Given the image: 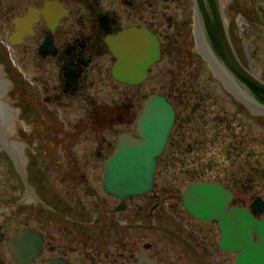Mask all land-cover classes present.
Masks as SVG:
<instances>
[{
	"label": "rangeland",
	"instance_id": "374dc122",
	"mask_svg": "<svg viewBox=\"0 0 264 264\" xmlns=\"http://www.w3.org/2000/svg\"><path fill=\"white\" fill-rule=\"evenodd\" d=\"M150 2L154 3L153 8L150 7ZM224 4V20L228 22L239 57L246 66L249 65L256 76L264 80V0H224ZM25 6L26 0H0V65L6 79L10 80L7 86L9 106L15 117L28 127L23 142L31 145L34 143V136L31 137L32 132L45 124L47 115L52 117L51 127L58 129L57 133H60L56 138L57 141H70L68 133H74L75 130L82 129L84 125H89L90 133L93 134L94 127H99L100 124L94 123L91 119L92 110L100 103L102 106H114L119 101H112L113 96L120 93L124 102L134 101L135 109L130 112V116L134 118L133 122L124 124L122 128L118 127L114 131L106 127L104 132L106 142L117 143L121 134L120 130L136 135V120L149 94L157 92L168 95L171 93L170 87L176 82L185 83L186 87L195 82L198 85L199 95L200 92L203 95L199 99L198 108L192 109L191 105L182 103L181 100L188 98L187 95L170 96L176 108L178 120L171 137V142L175 146L171 149L170 155L165 152L163 159L159 161L157 175L161 179L160 183L158 184L156 179L155 191L128 199L123 203L128 209L115 214L120 221L124 219L134 227L130 228L126 222L123 227L119 226L118 223H114L113 218L102 213L100 209H95L89 219L101 218L97 231L104 225L114 224L118 233L130 236L129 240L137 239L138 236L141 239L140 243H137L136 249L130 251L135 253V256L140 249H143L145 243H151L150 254L161 264H234L235 257L218 247L220 230L216 222H202L191 216L182 204L181 195L188 184L187 181L185 182L188 174L200 173L198 174L200 180L225 181L234 191L235 198L247 207H250L257 197L264 200V114L255 116L254 113L259 112L258 110H251L235 92H231V89L217 81L216 73L210 65L214 60L206 44H202L199 40L195 41V35L184 23L187 21L193 24L192 0H146L144 2V12L148 16L153 14L154 9H157L156 14L167 11L168 16H171L176 23L170 31V48L167 47L170 54L167 52L161 64L152 68L140 90L113 82L110 78V70L102 71L103 75L101 74L100 77L104 80V85L94 87L90 91V94L95 95L92 102L90 98L72 102L62 99L65 106L60 108L61 111L57 107V105L60 106L58 102L46 103L45 99L56 85L55 71L50 68L38 69L35 51L33 53L25 44L17 48L8 41L13 30L12 20L19 13L24 12ZM260 11L259 23L250 26V21L254 20V15ZM26 48L32 54L27 52ZM192 51L194 53L190 54ZM217 73L226 78L220 70ZM11 79H13L12 82ZM27 79L30 81L28 82ZM190 90L191 88H186L185 91L190 92ZM191 100L194 104L193 99ZM61 120L64 124H61ZM48 134L54 136L51 131ZM96 141V138L87 132L86 136L82 135L80 140L72 142L77 143L75 146L69 144L68 149L71 148L73 152L79 151L81 154L80 149L83 144L90 147L92 146L90 143ZM24 150V156L29 159L26 148ZM110 154L111 152L108 156ZM42 158L41 152H38L32 162L27 160L26 169L30 174H35L39 170L47 187L52 192L60 191L53 182L56 179L54 167H51L48 159L42 161ZM97 171L98 177L93 172L92 179L95 181L90 182V185L101 190L103 166L97 168ZM18 174L20 173L0 141V191L2 193L12 189L14 182L18 181L15 178ZM198 176L194 180L199 179ZM31 185L34 186L36 194L46 191L43 182H32ZM61 188V191L68 192L64 186ZM74 192L76 191L73 190ZM78 197H82V193L78 194ZM154 204L159 206L156 217H153L150 209ZM138 210L140 217L137 215ZM81 213L78 217H81ZM139 223H142L144 227L140 228ZM28 225L39 228L48 226L45 221L34 220L31 216H28ZM149 225H153V229H147L146 226ZM164 228L171 231L182 229V236L186 239L192 240V236L195 237L194 239H199L202 253L200 257L198 258L187 247L175 244L168 233L161 230ZM103 235L105 238L110 237L107 234ZM205 253L206 256H204Z\"/></svg>",
	"mask_w": 264,
	"mask_h": 264
},
{
	"label": "flooded vegetation",
	"instance_id": "af4514ba",
	"mask_svg": "<svg viewBox=\"0 0 264 264\" xmlns=\"http://www.w3.org/2000/svg\"><path fill=\"white\" fill-rule=\"evenodd\" d=\"M145 1L26 0L24 12L19 13L12 20L13 30L8 41L17 48L25 44L33 53L35 51L38 58L36 64L38 69L47 70L50 68L55 71L56 85L52 89V93L45 99L46 103L55 104L53 102H58L60 104V106L57 105L59 109L65 106L62 99L72 102L73 100L83 101L90 98V102H92L95 95L90 94V91L94 87L104 85V80L100 77L101 74L103 75L102 71L110 70V78L113 82L136 88L138 91L141 84H127L113 76L112 69L116 57L111 51L108 40L128 27H145L159 38L163 57L167 52L170 54L168 49L170 48V31L176 22L171 16H168L167 11H160L159 14H156L157 9H154L153 14L148 16L144 12ZM192 3L193 24H189L187 21L184 23L187 29L197 36L196 28L200 29V24L196 23L194 0ZM149 5L151 8L154 7L152 2ZM224 7L225 4L222 7L223 12ZM259 13L261 11L254 15L255 19L250 21V26L259 23L258 20L261 17ZM17 18L21 19L19 23H15ZM228 33L240 62L252 71L249 65L246 66L239 57L229 28ZM49 35H51V41ZM195 36V41H200V38ZM175 42H178L177 38ZM48 43L49 45H47ZM27 52L32 54L29 50ZM193 53V51L190 52V54ZM12 81L13 79H11ZM27 81L29 82L30 79ZM114 100L119 101L114 106H102L100 103L92 110L91 119L94 123L100 124L99 127H94L93 134L90 133V126L84 125L82 129L79 128L74 133H68L70 141H57L56 138L60 133H57L58 129L51 127L52 117L45 116V124L32 132L31 137L34 136L32 145L23 141L17 142L21 145L19 151L24 158L20 163L15 160L9 147V144L16 140L1 142L13 158L15 166H18L20 174L15 176L18 181L17 183L14 182L10 191H5V193L0 191V264H87L88 262L89 264H131L138 258L141 249L137 256L135 253H130L136 249L137 243L141 241L138 236L137 239H130L134 240V242H130L128 239L130 236L118 233L114 224L104 225L97 231L100 227L98 222L101 218L89 219L95 209H100L102 213L113 218L114 223L123 227L126 221L124 219L120 221L118 217H115V214L128 209L123 204L125 201L139 197L131 196L120 199L105 192L103 187L101 190H97L96 186L90 185V182L95 181L92 179V173H96L95 176L98 177L97 168L103 166L104 170L106 160L118 146V142H106L107 139L104 134L106 127L114 131V129L122 128L124 124L134 120L130 116V112L135 109L134 101L124 102L120 93L113 96L112 101ZM261 114L264 112L254 113L255 116ZM61 124H64L63 120H61ZM50 131L53 132L54 136L48 134ZM120 131L121 134L129 133L124 130ZM87 132L97 140L90 143L92 146L87 147V144H83L80 149L81 154L79 151L73 152L71 148L68 149L69 144L75 146L77 143L72 142L80 140L82 135H87ZM12 135L13 133L10 138ZM25 148L29 154V159L24 156ZM60 151L62 152L60 153ZM38 152H41L42 161L48 159L51 162V167H54L56 179L53 182L56 183L60 191L52 192L47 187L39 170L35 174H30L29 170L26 169L27 160L32 162ZM110 152L111 154L108 156ZM38 181L44 183L46 191H40L36 194L31 183ZM10 183L9 186L11 187L12 182L10 181ZM61 186H64L68 192L61 191ZM73 190L76 192L73 193ZM80 193H82V197H78ZM158 208L159 206L156 204L150 208L153 217H156ZM80 212H82L81 217H78ZM137 215L140 217L139 210ZM28 216L34 220L45 221L48 226L46 228L29 226ZM126 223L130 228L134 227V225H129V222ZM138 226L144 227L142 223H139ZM22 228L36 230L41 235L42 241L41 247L33 249L32 253L24 257L23 262L16 259L8 247L9 241ZM146 228L151 230L153 225L146 226ZM161 230L167 232L175 244L187 247L198 258L200 257L199 239H194V236L191 237L192 240L186 239L182 236V229L171 231L164 228ZM103 234L110 235V237L105 238ZM145 244H149L148 251L150 254L152 244ZM227 254L236 259V254ZM30 257L31 259L27 260ZM201 261L203 262V260Z\"/></svg>",
	"mask_w": 264,
	"mask_h": 264
},
{
	"label": "water",
	"instance_id": "95a60500",
	"mask_svg": "<svg viewBox=\"0 0 264 264\" xmlns=\"http://www.w3.org/2000/svg\"><path fill=\"white\" fill-rule=\"evenodd\" d=\"M197 1L200 17L205 7L212 17L210 23L207 19V22L200 21V37L217 71L226 75V78L222 77L225 84L232 91L235 90L247 106L264 112V81L240 64L229 40L223 9L211 7L207 0L205 4L204 0ZM49 39L51 41V35ZM108 41L117 58L113 76L124 83H143L148 77L149 68L161 59L160 41L149 29L130 27ZM3 72L0 69V141L12 139L20 143L24 141L28 127L15 117L9 106L7 79ZM175 121L176 109L166 96L154 93L145 100L137 121L138 136L123 134L117 150L105 163L103 185L108 193L125 199L152 190L159 158L166 148ZM17 142L10 143L9 147L15 160L20 163L24 158L19 151L21 145ZM15 167L20 173L18 166ZM182 198L184 206L195 218L217 222L221 232L219 246L226 252L238 253L235 264H264V217L255 215V212H264L262 200L256 199L252 205L253 211L233 206V192L220 183L208 181L189 184ZM37 238L39 236L34 231L25 229L14 238L10 249L17 258L22 259L21 255L31 251L35 245L33 240ZM132 264L159 263L149 257L147 250H143L139 259Z\"/></svg>",
	"mask_w": 264,
	"mask_h": 264
},
{
	"label": "trees",
	"instance_id": "16d2710c",
	"mask_svg": "<svg viewBox=\"0 0 264 264\" xmlns=\"http://www.w3.org/2000/svg\"><path fill=\"white\" fill-rule=\"evenodd\" d=\"M197 86L198 85L195 82H193V85L189 84L187 87H186L185 83H177L176 82V83L173 84L172 87H170L169 90L171 91V93H169L168 96H172V97H177L178 96L179 97L180 95L181 96L187 95L186 97H188V98H186V99H182V97H180V99H182L181 100L182 103H184L185 105H188V106L191 105L192 109H196V108L199 107V103H200L199 99L203 97L201 92H200V95H199V90H198ZM186 88L187 89L191 88L190 92L189 91L186 92L185 91ZM193 88H195V89L193 90ZM191 99H193V101L195 102L194 104H192V102H191L192 100ZM170 144L171 145L169 147L168 153L171 152L172 151L171 149L175 146V145H173V142H171V141H170ZM189 174H188L185 182L187 181V183H191V182H194L196 180L200 181V176H198V174H200V173L192 174V175H189ZM197 176H198L199 179L194 180ZM160 180H161L160 177L157 176L158 184L160 183ZM238 201H239L238 199H235V203H240Z\"/></svg>",
	"mask_w": 264,
	"mask_h": 264
},
{
	"label": "bare ground",
	"instance_id": "6f19581e",
	"mask_svg": "<svg viewBox=\"0 0 264 264\" xmlns=\"http://www.w3.org/2000/svg\"><path fill=\"white\" fill-rule=\"evenodd\" d=\"M207 3L209 5H211V7H215L218 10H220V8L222 9V7H223L224 0H207ZM207 3H206V5H208ZM194 4H195V10H196V23L198 22L200 24V21L201 22L202 21L205 22L206 19L210 23V18L212 19V17H210V13H209L208 9L205 7V12H203L204 9H202V11H201V17H200V6L198 5V1L197 0H194ZM204 4H205V0H204ZM139 28H142V27H139ZM196 34H200V29H197L196 28ZM200 41H201L202 44L204 43V41H203V39L201 37H200ZM223 44L225 45V42ZM7 92H8V90H7Z\"/></svg>",
	"mask_w": 264,
	"mask_h": 264
}]
</instances>
